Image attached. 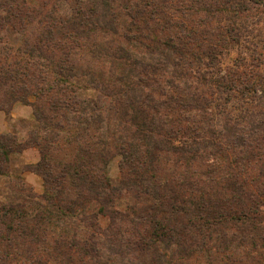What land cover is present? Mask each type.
<instances>
[{
    "label": "trees",
    "instance_id": "trees-1",
    "mask_svg": "<svg viewBox=\"0 0 264 264\" xmlns=\"http://www.w3.org/2000/svg\"><path fill=\"white\" fill-rule=\"evenodd\" d=\"M29 3L0 0V109L35 116L26 143L0 133V174L34 146L44 192L0 202V264H264V112L213 116L264 75L212 70L264 0Z\"/></svg>",
    "mask_w": 264,
    "mask_h": 264
},
{
    "label": "rangeland",
    "instance_id": "rangeland-1",
    "mask_svg": "<svg viewBox=\"0 0 264 264\" xmlns=\"http://www.w3.org/2000/svg\"><path fill=\"white\" fill-rule=\"evenodd\" d=\"M32 6H38L39 3H42L44 0H28ZM29 3V4H30ZM260 11L254 10V16L251 18L245 19L240 23V31L235 37V40L228 44L225 48L217 54L216 60L214 61V67L212 70L218 74H225L229 72H242L243 70H252L260 72V75H264V7L259 8ZM1 35L4 36L6 40H9V43L19 42L22 38L21 32L18 30L11 29L8 31V26L6 29L2 30ZM82 61V60H81ZM84 66V62H80ZM87 80L88 78H85ZM207 80H210V77L206 76ZM80 83H85V80L81 81L76 78ZM260 92V91H259ZM88 94L93 93V90H87ZM29 100L33 101L34 96H29ZM224 101V102H223ZM217 103H222L223 105L216 106L213 109V116L224 120L228 116L234 114H260L264 112V97L255 98L249 101L248 104L244 102V109L236 110L229 114L230 108L226 104V101L222 98L215 100ZM225 103V104H224ZM5 108L0 109V133H7L16 136L18 141L21 143H26L29 138L30 129L33 127L35 116L33 108L30 104L14 101L5 103ZM242 105V106H243ZM238 116V115H236ZM5 130V131H4ZM35 149L39 155V160L41 158L40 151L34 146L27 145L20 152L12 154L11 156V167L8 170V175L0 174V202L6 201H24L30 199L28 194L30 192L22 190L19 188L18 180L26 172H33L29 169H24L26 165H30V156L32 153L30 150L26 152V149ZM38 160V161H39ZM37 161V162H38ZM121 155L117 152H114L108 162V175L112 183L116 186H120L123 178V173L120 166ZM35 173V172H33ZM38 179L41 183L40 190H36L34 184H30L25 180V183L31 185L30 187L33 190V193L41 195L44 192V180L42 176L38 173ZM18 179V180H17ZM120 196L123 200H133L132 195L126 191L121 190ZM37 199V198H36ZM51 242V240H50Z\"/></svg>",
    "mask_w": 264,
    "mask_h": 264
},
{
    "label": "crops",
    "instance_id": "crops-1",
    "mask_svg": "<svg viewBox=\"0 0 264 264\" xmlns=\"http://www.w3.org/2000/svg\"><path fill=\"white\" fill-rule=\"evenodd\" d=\"M5 131V130H4ZM28 150H30V152L32 153V156H30V163L33 164V163H36L38 160H39V155L37 154V151H35V149H26L25 151L26 152H29ZM24 179L30 184H34L36 190H40V186H41V183L38 179V175L33 173V172H26L24 175H23Z\"/></svg>",
    "mask_w": 264,
    "mask_h": 264
}]
</instances>
